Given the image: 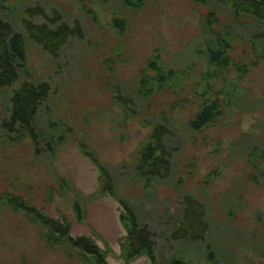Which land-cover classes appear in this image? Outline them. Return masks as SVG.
<instances>
[{"label": "rangeland", "instance_id": "1", "mask_svg": "<svg viewBox=\"0 0 264 264\" xmlns=\"http://www.w3.org/2000/svg\"><path fill=\"white\" fill-rule=\"evenodd\" d=\"M8 3L13 22L25 6L38 4L48 22L78 23L83 36L69 38L57 57L29 44L28 67L52 87L47 114L68 123L70 132L53 152L36 156L29 138L15 139L0 130V193L66 220L70 234L91 239L109 264H152L145 253L124 258L123 249L131 253L137 247H123L127 230L117 197L127 199L139 225L150 231L161 264L175 257L193 264H264V56L246 41L254 27L210 0H143L132 7L100 0ZM206 16L212 17L211 24L219 19L220 32L244 33L232 39L230 58L251 62L243 72L234 65L227 68L229 83L243 93L226 116L193 130L188 121L198 108L192 89L205 62ZM115 17L124 21L120 32L112 26ZM155 56L163 72L185 69L183 85L174 80L142 92V105L135 106L139 113L130 116V103L124 108L114 94L136 100V83ZM148 111L165 118L175 131L169 141L175 149L169 173L144 183L132 170L152 129L144 124L145 117L151 119ZM86 151L106 168L104 182L117 197L99 192L101 174ZM186 222L191 236L181 228ZM0 264L93 263L76 248L51 243L46 230L22 209L1 206Z\"/></svg>", "mask_w": 264, "mask_h": 264}, {"label": "trees", "instance_id": "2", "mask_svg": "<svg viewBox=\"0 0 264 264\" xmlns=\"http://www.w3.org/2000/svg\"><path fill=\"white\" fill-rule=\"evenodd\" d=\"M9 0H0V130L5 136L20 139L27 137L30 139L33 153L40 156L54 151L59 145L65 134L70 132L68 123L64 124L61 120H52L47 114L49 102L52 95L51 84L47 80L36 79L33 70L28 67L27 49L30 43L39 45L46 53L52 57H57L62 46L69 38L82 37L83 32L78 23L73 26L64 20L50 19L44 9L36 5H27L22 11L19 18L11 16V5ZM110 1H118L122 6L132 7L141 5L143 0H100L102 4ZM203 1L208 4L209 0ZM214 6L228 8L230 13L241 19L248 21L253 31L247 36V42L255 50L261 51L264 56V0H210ZM214 16L215 15V11ZM213 14V13H212ZM36 17H40L36 19ZM212 17L206 16L203 20L208 30V35L203 41L205 62L199 69L201 77L195 81L192 89V95L198 108L188 121V127L193 130L201 129L210 123H214L217 118L225 117L232 103H237V94H242V87L238 84H231L229 65H234L237 72H243V66H250V61H232L230 47L232 39L243 38L244 33H233L231 36L228 32H220V21L215 18V23L211 24ZM206 22V23H205ZM113 28L120 32L124 28V21L117 17L111 20ZM218 26V27H217ZM230 31V30H229ZM231 57V58H230ZM158 57L151 58L146 68L145 74L139 78L136 83L137 92L132 97L127 98L123 94H114V100L126 108L129 103V109L132 110L130 116L139 112L135 106L141 107L139 95H143L153 86L168 84L171 81L175 85L182 84L180 80L183 75L181 70L171 67L166 72L160 66L161 61L156 60ZM264 59V58H263ZM156 60V61H155ZM244 62V64H242ZM192 64L187 66L190 70ZM191 67V68H190ZM162 70V72H161ZM175 70L181 72L177 73ZM219 70L222 75L219 74ZM224 74V75H223ZM136 87V86H135ZM131 95V94H130ZM144 97V95H143ZM198 100V101H197ZM137 102V103H136ZM151 119L145 117L146 125H151V132L145 141L139 146L134 157L133 176L135 179L143 180L144 183L166 176L170 171L171 158L175 146H171L175 131L168 126L165 118H158V114L148 111ZM63 123V125H62ZM60 141V142H59ZM170 141V143H169ZM91 160L99 168L101 182L99 192H107L117 197L111 184L104 182V175L108 176L106 168L101 165L96 156L86 151ZM119 203L123 206L124 212L121 214V220L127 230L126 242L124 244L129 250L132 246L137 247L129 252L123 249V256L128 259L130 255L145 253L151 260L152 264H161L157 261L153 242L149 237L150 231L146 225L140 226L136 216L129 206L127 199L118 198ZM191 198L186 197V201ZM192 209L194 203H187ZM8 206L13 209H22L32 222H38L45 230L46 237L51 243L67 244L70 248H76L81 255L89 256L93 264H109L105 258L104 251L98 247L91 239L86 236H75L70 234V225L64 221L55 220L47 216L42 210L30 205L28 202L12 196L10 194L0 193V207ZM76 211L81 217L78 204H75ZM196 212V211H195ZM197 216H200L196 212ZM202 221V215L199 218ZM188 230L192 235L190 223H184L181 228ZM162 264H193L184 258L175 257Z\"/></svg>", "mask_w": 264, "mask_h": 264}]
</instances>
